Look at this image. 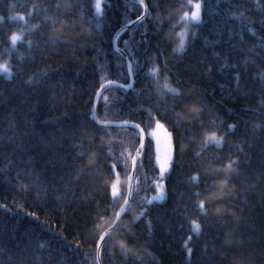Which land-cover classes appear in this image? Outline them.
Listing matches in <instances>:
<instances>
[{"label": "trees", "instance_id": "16d2710c", "mask_svg": "<svg viewBox=\"0 0 264 264\" xmlns=\"http://www.w3.org/2000/svg\"><path fill=\"white\" fill-rule=\"evenodd\" d=\"M5 62L0 264H99L136 149L102 264H264V0H105L101 16L94 0H0Z\"/></svg>", "mask_w": 264, "mask_h": 264}, {"label": "rangeland", "instance_id": "374dc122", "mask_svg": "<svg viewBox=\"0 0 264 264\" xmlns=\"http://www.w3.org/2000/svg\"><path fill=\"white\" fill-rule=\"evenodd\" d=\"M104 1L105 0H94V7H95L96 3L100 4V12H99V14L97 13V9L95 7V13H96L97 16H101L102 15L103 7H104ZM197 3L200 5V8H199V17H200L201 16V8H202V6L200 4V1L194 2L193 5H195ZM193 11H194V8L192 6V9L187 12L189 14V19H183L184 27H185L186 24L188 25L189 23L196 22V21H193L192 19H190L191 13ZM199 20H200V18H199ZM184 27L181 29V33L185 34L183 39L186 38V36L188 35V31H189V29L184 28ZM1 64H4V63H1ZM152 133H153V136H154L155 153H157L158 160L161 163L164 162L163 160L167 161V163L169 161V163H170L172 161V159H173V156H172L173 155V142H172V136H171L170 131L163 125L160 128H155ZM166 172H164L163 174L160 175V179L158 180V184H157V188H158L159 192L157 193V196H155V198H163L165 196L164 192H163L164 187H162L161 184L164 185ZM119 180H120L119 175H117L116 178H115V181L113 183L119 189V196L118 197H120L121 194H122L121 184H120ZM160 193H163V195L161 196ZM127 195H128V193H127ZM118 197H116V198H118Z\"/></svg>", "mask_w": 264, "mask_h": 264}, {"label": "snow or ice", "instance_id": "6c2138e0", "mask_svg": "<svg viewBox=\"0 0 264 264\" xmlns=\"http://www.w3.org/2000/svg\"><path fill=\"white\" fill-rule=\"evenodd\" d=\"M140 3L143 4V0H140ZM96 9H97V13L99 14L100 12V4L99 3H96L95 5ZM193 8H194V11L191 13V17L190 19H192L193 21H199V8H200V5L197 3L195 5H193ZM15 19V18H14ZM182 19H189V14L188 13H184L183 16H182ZM181 41L180 43L178 44L177 46V51H183L184 50V33H181ZM21 37L20 36H17V35H13L11 37V40L13 42V44L16 43L17 40H20ZM155 69L153 70V72L155 73ZM3 74H7L9 77L11 76V71L7 65V62H5L4 64H0V75H3ZM164 87L171 93H174L176 95H179V93L176 91V89L174 88H170L167 84V82H165L164 84ZM102 123V122H101ZM135 127L139 128V125H135ZM157 127H162L161 125H159V123L157 122ZM143 132V130H141V133ZM149 135H153V133H149ZM223 141V137H217L215 135H212L210 137H208V141L207 143H214L216 144L217 146H220V144L222 143ZM207 146V144L205 145ZM143 147V145L141 144V148ZM137 153L139 154V149H136ZM123 155V153L121 154ZM130 155V153H129ZM133 164H135V159L133 158ZM228 167L230 168L231 167V164L228 165ZM113 168H114V165H113ZM168 170L167 168V164H162L161 165V174H163L164 172H166ZM127 174V173H126ZM116 175H119L118 173H116ZM132 177L129 176V179H131ZM193 179H197L196 177H193ZM112 194L114 197H118L119 196V189L117 188V186L115 184L112 185ZM162 195V193H161ZM125 203H127V200L125 199L124 201ZM151 202V201H149ZM199 207L201 208V210H204V203L201 202ZM121 212H123V209H121ZM121 213H116V217L119 218ZM199 230H200V225L198 223H196L195 221L192 222V231L193 232H196V233H199ZM108 235L107 232L103 233L102 235H100L99 237V240L102 242L104 240V237ZM190 239V237H189ZM188 252L191 253V249L189 248L188 249Z\"/></svg>", "mask_w": 264, "mask_h": 264}, {"label": "water", "instance_id": "95a60500", "mask_svg": "<svg viewBox=\"0 0 264 264\" xmlns=\"http://www.w3.org/2000/svg\"><path fill=\"white\" fill-rule=\"evenodd\" d=\"M146 7H145V13H146ZM145 15V14H144ZM121 32H122V30H119L117 33H116V35H115V37H114V41H115V45H116V47L119 49V50H121L119 47H118V45H117V39H118V37H119V35L121 34ZM121 52L122 53H124L122 50H121ZM125 54V53H124ZM133 80H134V76H133V74L131 75V82L128 84V85H126V88H130L131 86H132V84H133ZM97 103H98V97H97V99H96V101H95V105H94V107H93V117H95L96 118V107H97ZM103 124H107V122H102ZM116 124H118V125H133V126H135V125H139V124H137V123H130V122H123V123H116ZM140 131L141 130H143V132L141 133L142 134V139L144 140L145 139V131H144V129L139 125V128H138ZM140 150V149H139ZM138 158H139V154L138 153H136V156H135V164L133 165V170H132V175H131V179H130V183H129V187H128V195H127V203H125L124 205H123V207H122V209H123V212H121L120 211V216H119V218H117L116 220H115V222H114V224L106 231L107 233H109V231L110 230H112V229H114L115 227H116V225L119 223V221H120V218L122 217V215H123V213H124V210H125V207H126V205L130 202V200H131V197H132V194H133V186H134V179H135V174H136V166H137V162H138ZM107 236V235H106ZM105 236V237H106ZM105 237H104V239H105ZM103 242H104V240L101 242V241H99V246H98V262H99V264H102V260H101V251H102V246H103Z\"/></svg>", "mask_w": 264, "mask_h": 264}, {"label": "bare ground", "instance_id": "6f19581e", "mask_svg": "<svg viewBox=\"0 0 264 264\" xmlns=\"http://www.w3.org/2000/svg\"><path fill=\"white\" fill-rule=\"evenodd\" d=\"M133 85V84H132Z\"/></svg>", "mask_w": 264, "mask_h": 264}]
</instances>
